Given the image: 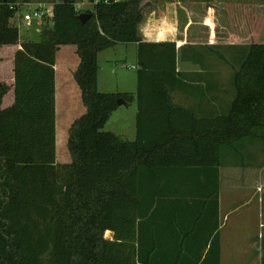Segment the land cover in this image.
I'll return each mask as SVG.
<instances>
[{
	"label": "trees",
	"instance_id": "1",
	"mask_svg": "<svg viewBox=\"0 0 264 264\" xmlns=\"http://www.w3.org/2000/svg\"><path fill=\"white\" fill-rule=\"evenodd\" d=\"M75 1L52 4V23L34 28L39 40L0 6V264H218L219 233L206 221L218 212L223 152L264 126L263 17H245L251 43L233 66L227 112L202 118L174 102L188 87L177 44L141 36V0L84 10ZM119 43L136 45L134 140L103 130L117 100L134 97L97 89L98 53ZM66 45L76 46L85 111L69 128L70 160L57 162L55 59ZM193 228H211L201 247L191 246ZM164 230L183 238L165 252L156 249Z\"/></svg>",
	"mask_w": 264,
	"mask_h": 264
},
{
	"label": "crops",
	"instance_id": "2",
	"mask_svg": "<svg viewBox=\"0 0 264 264\" xmlns=\"http://www.w3.org/2000/svg\"><path fill=\"white\" fill-rule=\"evenodd\" d=\"M163 5L161 8L163 16L158 20L154 19V24H151L152 29L141 35L145 40H169L177 44L178 70L186 73L188 87L178 90L185 94L186 102L181 103L176 100L174 102L192 109L197 117L214 118L226 113L230 104V102L228 104L230 95L227 91L228 76L233 66L239 62L245 47L251 43L252 25L247 24L245 17L248 13H254L264 19V0H165ZM158 29L160 33L159 37H156ZM258 38L260 42H264V23ZM208 60L233 64L231 69L210 67ZM187 62L198 64V67L183 68V64ZM222 75L227 78L224 77L222 80ZM55 81H57L56 69ZM71 83L74 84L76 96L80 101V91L74 79ZM84 111L85 108L81 114ZM256 133L257 136L238 143V151L223 152L224 158L219 167L218 212L209 214V217L207 216L209 219L206 221V225H210L211 228L216 225L219 233L218 264H243L242 255L237 254L241 249L237 247L241 243L238 238L239 232L237 229L225 232L224 221L226 222L228 218L226 216L221 218V208L223 206L225 208L226 204L228 206V201L233 197L239 198L248 193L257 173L259 177L264 178V126L257 129ZM253 168H256V173ZM223 180L224 190L221 189ZM233 188L240 189L234 191ZM222 200L225 201L223 205ZM227 209L229 208L226 207ZM211 228L205 232L201 229H190L191 246L201 247ZM212 231L214 232L215 229ZM181 240H183L181 233L157 231L156 249L164 252L172 250ZM207 246L208 244L204 247V251L207 250ZM251 247L252 242H250ZM208 264H216V261L213 259Z\"/></svg>",
	"mask_w": 264,
	"mask_h": 264
},
{
	"label": "rangeland",
	"instance_id": "3",
	"mask_svg": "<svg viewBox=\"0 0 264 264\" xmlns=\"http://www.w3.org/2000/svg\"><path fill=\"white\" fill-rule=\"evenodd\" d=\"M48 1V0H34ZM165 0H141L140 7L143 13V20L139 24L140 34L151 30L154 24V19L158 20L163 15L161 8L164 6ZM85 9H92L90 5L85 4ZM151 16V18H150ZM21 32L32 40H39L40 34L36 29L29 30L21 29ZM160 30L158 29L156 37H159ZM142 36V35H141ZM161 37V35H160ZM213 58V57H212ZM210 61V62H208ZM210 67H221L223 69H231L233 63H225L219 60H208ZM78 57L76 54V46H62L55 59V69L57 73V81H55L56 94V161L65 162L70 160V153L67 149V138L69 126L81 114L84 109L81 100H78L75 92L73 81V72L76 69ZM136 45L133 43H119L114 47L104 49L98 53V76L97 89L103 93H128L134 95L128 103L117 106L112 112L109 119L105 123L103 130L113 132L122 139L134 140L135 138V117L137 112V104L135 99L136 93ZM2 65V64H1ZM0 65V69L3 66ZM198 67V64L184 63L183 68ZM231 71L228 76L229 100L228 104L234 96V87ZM225 75H222V80ZM6 78V79H5ZM227 78V77H225ZM4 80L8 77L3 76ZM70 83V85H69ZM173 99L185 103L186 96L181 92H174ZM259 168V166L257 167ZM254 173H256V168ZM223 170V169H222ZM224 180L222 181V190ZM252 187L248 193L238 198L233 197L228 201V206L221 208V218L226 216L228 220L224 221V230L237 229L238 238L241 243L237 245L240 249L239 255H242L243 264H264V178L259 177L258 173L252 180ZM240 188L234 189V191ZM230 190V189H229ZM223 199V195H222ZM222 200V205H223ZM226 207L229 208L226 210ZM227 212V213H226ZM260 233V235H259ZM262 233V234H261ZM105 237L111 238L112 232L106 231ZM262 238V239H261ZM252 247L250 248V242Z\"/></svg>",
	"mask_w": 264,
	"mask_h": 264
},
{
	"label": "built area",
	"instance_id": "4",
	"mask_svg": "<svg viewBox=\"0 0 264 264\" xmlns=\"http://www.w3.org/2000/svg\"><path fill=\"white\" fill-rule=\"evenodd\" d=\"M56 1V0H55ZM55 1H34V0H0V6L5 5L14 13V22L21 30L30 28L39 29L46 23H52L51 7ZM121 0H76L74 6L77 10H84L85 4L93 7L97 3L117 2Z\"/></svg>",
	"mask_w": 264,
	"mask_h": 264
},
{
	"label": "water",
	"instance_id": "5",
	"mask_svg": "<svg viewBox=\"0 0 264 264\" xmlns=\"http://www.w3.org/2000/svg\"><path fill=\"white\" fill-rule=\"evenodd\" d=\"M91 17L90 13H86V12H81L78 14V19L82 22L85 23L89 18ZM124 100L122 99H118L117 100V105L120 106L122 104H124Z\"/></svg>",
	"mask_w": 264,
	"mask_h": 264
}]
</instances>
